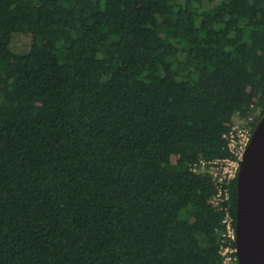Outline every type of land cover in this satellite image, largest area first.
I'll use <instances>...</instances> for the list:
<instances>
[{
	"label": "trees",
	"instance_id": "trees-1",
	"mask_svg": "<svg viewBox=\"0 0 264 264\" xmlns=\"http://www.w3.org/2000/svg\"><path fill=\"white\" fill-rule=\"evenodd\" d=\"M258 110L264 0H0V264H220L192 166Z\"/></svg>",
	"mask_w": 264,
	"mask_h": 264
},
{
	"label": "water",
	"instance_id": "water-1",
	"mask_svg": "<svg viewBox=\"0 0 264 264\" xmlns=\"http://www.w3.org/2000/svg\"><path fill=\"white\" fill-rule=\"evenodd\" d=\"M238 264H264V118L256 126L237 179Z\"/></svg>",
	"mask_w": 264,
	"mask_h": 264
},
{
	"label": "built area",
	"instance_id": "built-area-1",
	"mask_svg": "<svg viewBox=\"0 0 264 264\" xmlns=\"http://www.w3.org/2000/svg\"><path fill=\"white\" fill-rule=\"evenodd\" d=\"M256 113L258 116L261 114L260 110ZM256 113H252L247 119L235 121L231 128L224 133L229 157L215 160L200 159L192 166L194 174L211 178L216 190L211 204L214 208L225 213L223 223L226 226L224 236L227 242L220 250L222 258L220 264H238L236 229L230 210L225 204L230 200V187L238 179L241 161L256 128V118L258 117Z\"/></svg>",
	"mask_w": 264,
	"mask_h": 264
},
{
	"label": "rangeland",
	"instance_id": "rangeland-1",
	"mask_svg": "<svg viewBox=\"0 0 264 264\" xmlns=\"http://www.w3.org/2000/svg\"><path fill=\"white\" fill-rule=\"evenodd\" d=\"M31 46V41L29 36H19L17 37L14 42H13V49L15 51L19 52H28L30 50ZM257 114V113H256ZM258 116V114H257ZM179 157L178 156H173L172 157V162L176 163L178 161Z\"/></svg>",
	"mask_w": 264,
	"mask_h": 264
}]
</instances>
